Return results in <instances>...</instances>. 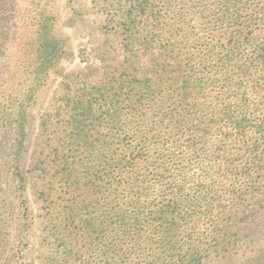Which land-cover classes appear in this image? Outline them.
<instances>
[{
	"label": "rangeland",
	"instance_id": "374dc122",
	"mask_svg": "<svg viewBox=\"0 0 264 264\" xmlns=\"http://www.w3.org/2000/svg\"><path fill=\"white\" fill-rule=\"evenodd\" d=\"M129 5V0H0V264H53L67 248L80 251L94 264H108L102 246L97 250L102 259L97 260L87 248L89 241L84 247L82 241L73 240L69 219L73 195L63 185L62 168L108 170L113 160L119 162L128 139L137 145L166 133L176 140L182 138V144L198 134L207 149L205 165L216 163L230 169L232 177L238 175L239 200L217 217L203 246L209 249L204 264L260 263L264 256V164L262 169L254 167L249 142L220 145L227 132L222 91H239L245 78L239 66H244L249 51L234 56L230 65L237 75L224 88L222 81L229 75L223 62L226 53H220L234 48L237 39L232 38L234 28L222 26L221 10L227 9L219 0H150L148 16L137 22L127 19ZM160 11L164 19L157 26L156 12ZM40 19L51 25L63 53L56 67L42 73L46 81L31 98L30 87L38 73L34 44ZM262 30L256 27L254 34H263ZM3 33L8 35L5 44ZM246 33L250 37L252 31ZM239 53L243 51L234 52ZM251 74L261 75V71ZM186 75L191 76L189 87ZM128 83L132 86L125 87ZM195 86L200 93L194 91ZM110 88L117 92L115 96ZM96 89L109 92L105 106L110 102V112L115 113L99 110L84 126L87 115H78L76 110L80 102L86 105L87 100L99 97ZM187 90L192 96L182 102L177 94ZM160 101H170L168 112L187 111L184 117L188 114L189 119L179 124L181 130L176 128L180 118L173 130L160 123ZM143 104L151 106L145 108L144 117L127 115L129 107ZM19 112L26 116L25 148L17 162L26 178L24 207L12 156V125ZM76 120L83 122L81 134L89 137L88 145L71 140ZM100 141L105 142L103 148L90 156L85 149ZM156 149L166 150L164 144ZM217 149L221 151L214 156ZM246 169L254 171L250 182L242 175Z\"/></svg>",
	"mask_w": 264,
	"mask_h": 264
},
{
	"label": "trees",
	"instance_id": "16d2710c",
	"mask_svg": "<svg viewBox=\"0 0 264 264\" xmlns=\"http://www.w3.org/2000/svg\"><path fill=\"white\" fill-rule=\"evenodd\" d=\"M129 3L127 19L137 22L143 15L148 16L150 0H129ZM219 4L227 9L221 10L222 26L234 28L232 38L237 39L234 48L220 53H226V60L223 62L227 69L226 76L229 75L228 79L222 81L224 88L233 83L232 75H237L233 74L234 68L230 65L234 56H244V52L249 51L247 63L245 61L244 66H239L245 72V78L237 89L239 91H222L226 108L222 121L225 122L227 132L220 145L251 143L248 151L254 156V167L261 168L264 164V0H219ZM231 5L245 10H232ZM156 15V25L159 26L164 16L161 11L156 12ZM42 20L39 21L38 39L34 44L38 55L34 65L38 73L30 87L31 98L46 81V76L42 73L56 67L63 53L52 35L51 25L45 24L47 20L42 23ZM256 27H262L263 34H254ZM246 30L252 31L250 37ZM1 39L2 44H5L8 35L3 33ZM235 51L243 53L234 54ZM254 70L261 71V75L251 74ZM186 76L185 84L189 87L192 83L191 76ZM248 85L251 87L250 91L247 90ZM259 85L262 87H258ZM130 86L132 84L128 83L125 87ZM96 90L99 97L87 100L86 105L84 101L80 102L76 110L78 115H87L84 126L89 125L88 121H92L99 110L106 114L115 113V110L110 112V102L107 108L105 106L109 92ZM108 90L113 96L117 94L112 88ZM200 90L195 86L197 94ZM192 93L187 90L178 92L177 96L183 102ZM127 95L130 93L127 92ZM171 101L173 105L176 99ZM169 102L160 101L157 109L160 123L173 130V124L180 118L176 128L181 130L179 124L188 120L189 115L184 117L187 113L184 109L166 111V104ZM150 107L145 104L129 107L127 115L132 117L137 114L135 117L140 119L148 113L145 108ZM25 121L24 112H19L18 119L12 125V156L16 162L14 174L22 207L25 206L26 178L18 163L25 148ZM82 123L76 120L74 129L73 123H70L73 129L70 137L78 145L84 141L85 146L88 145L89 137L81 134L84 132ZM167 135L168 133L160 135L155 140L154 135L137 145L133 138L128 139L119 155V162L113 160L108 170H96L88 165L82 167V170L69 166L62 168L60 174L63 185L73 195L69 217L73 240L76 243L82 241L84 247L85 242L89 241L87 248L95 254L97 260L102 259L97 253L102 246L106 250L104 256H107L108 264H204L209 249L207 251L203 246L208 243L207 239L217 217L239 200L240 193L235 188L238 175L232 177L234 174L230 169L219 167L216 163L205 165L207 149L199 140L202 137H198V134L188 136L190 138L185 144H182V138L176 140V136ZM103 144L105 142L100 141L99 145L85 150L90 151L92 156L103 148ZM162 144L165 151L156 149ZM218 149L214 156L219 155L221 150ZM66 165L70 163L67 162ZM253 172L250 169L242 172L247 182H250ZM25 221L28 222V219ZM58 257L53 264H94L80 251L71 248L65 249ZM95 264L102 263L96 261ZM251 264H264V256L260 263Z\"/></svg>",
	"mask_w": 264,
	"mask_h": 264
}]
</instances>
